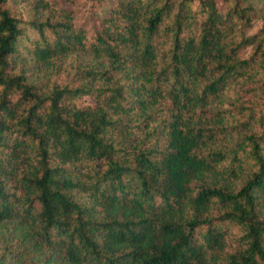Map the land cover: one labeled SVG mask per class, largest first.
Returning <instances> with one entry per match:
<instances>
[{
    "label": "trees",
    "instance_id": "16d2710c",
    "mask_svg": "<svg viewBox=\"0 0 264 264\" xmlns=\"http://www.w3.org/2000/svg\"><path fill=\"white\" fill-rule=\"evenodd\" d=\"M109 4L0 0V264H264V0Z\"/></svg>",
    "mask_w": 264,
    "mask_h": 264
},
{
    "label": "rangeland",
    "instance_id": "374dc122",
    "mask_svg": "<svg viewBox=\"0 0 264 264\" xmlns=\"http://www.w3.org/2000/svg\"><path fill=\"white\" fill-rule=\"evenodd\" d=\"M55 2V4L59 8L68 9L72 12L73 15V22L76 27L81 28H90L92 24L97 22L100 18H102L105 13L106 9L110 5V0H107L101 7L99 6H90V2L88 0H51ZM17 7L22 14L23 18L30 19V13L26 7L25 2L20 1L17 4ZM259 25V21H254V27L252 31L255 30ZM84 102L90 101L89 98L82 99Z\"/></svg>",
    "mask_w": 264,
    "mask_h": 264
}]
</instances>
